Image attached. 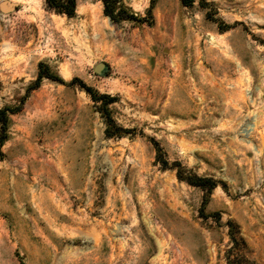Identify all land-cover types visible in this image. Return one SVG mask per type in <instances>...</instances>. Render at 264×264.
Segmentation results:
<instances>
[{
    "label": "rangeland",
    "instance_id": "1",
    "mask_svg": "<svg viewBox=\"0 0 264 264\" xmlns=\"http://www.w3.org/2000/svg\"><path fill=\"white\" fill-rule=\"evenodd\" d=\"M4 1L0 264H264V0Z\"/></svg>",
    "mask_w": 264,
    "mask_h": 264
},
{
    "label": "trees",
    "instance_id": "2",
    "mask_svg": "<svg viewBox=\"0 0 264 264\" xmlns=\"http://www.w3.org/2000/svg\"><path fill=\"white\" fill-rule=\"evenodd\" d=\"M46 5L51 9L53 10L54 12L56 13H59V14H64L66 15L67 17H72L75 15V12H76V6H77V3H76V0H44ZM119 0H102V3H103V11H104V14L105 15H108L110 18H114V15H113V8L115 6V4L118 2ZM185 5H191L193 3V0H181ZM124 18H135L134 15L132 13L128 14V15H125L123 17H121V19H124ZM41 66L42 64L39 65V75L37 77V82L40 80L41 78ZM89 92L91 89H87ZM94 96V95H93ZM0 118H1V122H2V129H5L6 128V123H7V115H6V109H0ZM111 120V119H109ZM157 148H158V145L157 143H155ZM158 152H161L160 149L158 148L157 149ZM164 164H167L166 161H164ZM178 178L181 179L182 178V175L180 173V171L178 170ZM203 179L198 177L196 179V181H189V183L191 184H196L198 186H201L204 188L205 185H203L202 182ZM208 181L210 182L208 184V189L209 190H212L214 188V186L216 185L215 182L211 179H208Z\"/></svg>",
    "mask_w": 264,
    "mask_h": 264
},
{
    "label": "water",
    "instance_id": "3",
    "mask_svg": "<svg viewBox=\"0 0 264 264\" xmlns=\"http://www.w3.org/2000/svg\"><path fill=\"white\" fill-rule=\"evenodd\" d=\"M14 7L13 3L8 1H0V10L1 11H8L11 10ZM107 69V65L104 62H98L94 67L93 71L98 74L102 75Z\"/></svg>",
    "mask_w": 264,
    "mask_h": 264
}]
</instances>
